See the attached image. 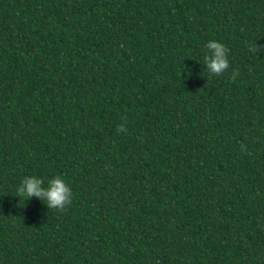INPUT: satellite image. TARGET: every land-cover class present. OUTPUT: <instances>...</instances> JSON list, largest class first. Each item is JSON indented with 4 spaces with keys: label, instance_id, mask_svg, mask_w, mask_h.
<instances>
[{
    "label": "trees",
    "instance_id": "obj_1",
    "mask_svg": "<svg viewBox=\"0 0 264 264\" xmlns=\"http://www.w3.org/2000/svg\"><path fill=\"white\" fill-rule=\"evenodd\" d=\"M0 264H264V0H0Z\"/></svg>",
    "mask_w": 264,
    "mask_h": 264
},
{
    "label": "clouds",
    "instance_id": "obj_2",
    "mask_svg": "<svg viewBox=\"0 0 264 264\" xmlns=\"http://www.w3.org/2000/svg\"><path fill=\"white\" fill-rule=\"evenodd\" d=\"M206 53L203 62L210 76H220L229 68L228 54L229 49L222 43L209 41L205 45ZM259 48L256 45L249 48V51L256 52ZM238 70L232 76L238 75ZM118 132H126L121 125L117 128ZM243 150L244 146L241 145ZM45 181L35 176L25 177L17 189V197L29 200L36 197L43 201L47 209L63 211L67 205L72 202V193L67 184L60 176L47 181V187H44Z\"/></svg>",
    "mask_w": 264,
    "mask_h": 264
}]
</instances>
